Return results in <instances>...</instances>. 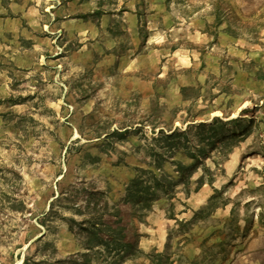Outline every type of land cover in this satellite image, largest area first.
<instances>
[{"label": "rangeland", "instance_id": "rangeland-1", "mask_svg": "<svg viewBox=\"0 0 264 264\" xmlns=\"http://www.w3.org/2000/svg\"><path fill=\"white\" fill-rule=\"evenodd\" d=\"M0 264H264V0H0Z\"/></svg>", "mask_w": 264, "mask_h": 264}, {"label": "trees", "instance_id": "trees-1", "mask_svg": "<svg viewBox=\"0 0 264 264\" xmlns=\"http://www.w3.org/2000/svg\"><path fill=\"white\" fill-rule=\"evenodd\" d=\"M100 222H103L101 220V218L99 219ZM121 223V220L119 218H117V220L115 221V224H119ZM100 224L97 223H93V227L95 228L96 231H89V240L86 243V246L91 247L92 244L93 245H102L105 247H109L112 249H120L122 247L125 246L126 242H125V232H124V228L123 230L120 228L119 229V233H114L113 232H107L104 228L101 227H108V225L106 224L105 226H98ZM104 225V224H103ZM115 228H119V226H116ZM97 232V233H96Z\"/></svg>", "mask_w": 264, "mask_h": 264}]
</instances>
